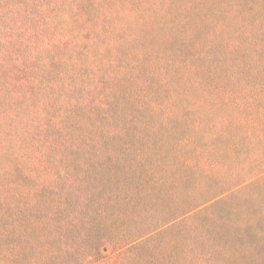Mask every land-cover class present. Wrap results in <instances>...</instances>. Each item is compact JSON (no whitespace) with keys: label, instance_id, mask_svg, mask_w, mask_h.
<instances>
[{"label":"rangeland","instance_id":"374dc122","mask_svg":"<svg viewBox=\"0 0 264 264\" xmlns=\"http://www.w3.org/2000/svg\"><path fill=\"white\" fill-rule=\"evenodd\" d=\"M129 1L151 6L144 21L155 30L120 52L152 54L153 63L138 67L149 89L114 99L117 140L102 148V160L75 171L71 193L102 205L93 237L65 236L44 264L98 262V233L118 243L111 264H264V126L252 123L264 110L222 95L262 91L264 0ZM140 101L158 110L138 111ZM185 155L192 163L184 166Z\"/></svg>","mask_w":264,"mask_h":264},{"label":"trees","instance_id":"16d2710c","mask_svg":"<svg viewBox=\"0 0 264 264\" xmlns=\"http://www.w3.org/2000/svg\"><path fill=\"white\" fill-rule=\"evenodd\" d=\"M101 1L0 0V264H44L65 236L94 235L102 205L93 206L91 194L71 193L75 171L102 160L103 147L117 140L113 123L121 110L114 99L149 89L138 67L153 63L152 54L124 59L120 52L155 30L144 21L150 5ZM184 66L197 80L194 66ZM261 88L222 95L228 104L264 110ZM134 105L158 110L144 101ZM252 123L264 126V115ZM189 163L185 155L183 165ZM93 243L92 254L102 257L94 264H111L117 241L98 233Z\"/></svg>","mask_w":264,"mask_h":264}]
</instances>
